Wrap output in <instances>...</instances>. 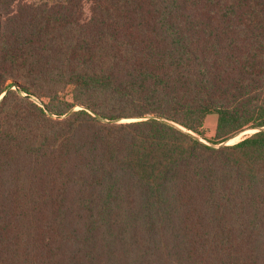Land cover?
Returning a JSON list of instances; mask_svg holds the SVG:
<instances>
[{"label": "trees", "instance_id": "16d2710c", "mask_svg": "<svg viewBox=\"0 0 264 264\" xmlns=\"http://www.w3.org/2000/svg\"><path fill=\"white\" fill-rule=\"evenodd\" d=\"M2 96L0 264H264V0H0Z\"/></svg>", "mask_w": 264, "mask_h": 264}, {"label": "rangeland", "instance_id": "374dc122", "mask_svg": "<svg viewBox=\"0 0 264 264\" xmlns=\"http://www.w3.org/2000/svg\"><path fill=\"white\" fill-rule=\"evenodd\" d=\"M72 88L70 87L69 89H68V91L65 93V95H64V98L67 100V101H69V102H72V99H73V97H72ZM38 104H40L38 101H36ZM79 107H75V109H78ZM130 121H134V120H122V121H120V122H130ZM249 130H246V131H244V132H242V133H240L239 135H237V136H239V137H234V139L232 140L231 139V144H236V143H238V142H240L241 140H243L246 136H248V135H252V133L253 132H248ZM200 137V136H199ZM201 139H203V140H205L206 142H209L208 140H207V138L205 139V138H203V137H200ZM218 146V145H217Z\"/></svg>", "mask_w": 264, "mask_h": 264}, {"label": "crops", "instance_id": "0c3cea01", "mask_svg": "<svg viewBox=\"0 0 264 264\" xmlns=\"http://www.w3.org/2000/svg\"><path fill=\"white\" fill-rule=\"evenodd\" d=\"M217 127V116L214 114L208 115L205 121L204 132L208 139H212L215 136Z\"/></svg>", "mask_w": 264, "mask_h": 264}, {"label": "water", "instance_id": "95a60500", "mask_svg": "<svg viewBox=\"0 0 264 264\" xmlns=\"http://www.w3.org/2000/svg\"><path fill=\"white\" fill-rule=\"evenodd\" d=\"M2 98H3V96L0 99H2ZM79 109H82V108L81 107H79L78 109H75L74 108L70 113H73L74 111H77ZM150 118H155V119L163 120V119L158 118V117H155V116H147V117L139 118L137 120H147V119H150ZM263 130H264V127H262V128H256V129H250L249 131H254L252 133V134H254V133H257V132H260V131H263ZM188 132H190V131H188ZM194 136H195V138H197L201 142H204V143L208 144V142H206L205 140L201 139L199 136H196V135H194ZM230 145H233V144H231V140H227V141L222 142L220 145L215 146V147H218L219 148V147H225V146H230Z\"/></svg>", "mask_w": 264, "mask_h": 264}, {"label": "bare ground", "instance_id": "6f19581e", "mask_svg": "<svg viewBox=\"0 0 264 264\" xmlns=\"http://www.w3.org/2000/svg\"><path fill=\"white\" fill-rule=\"evenodd\" d=\"M248 132H254V131H248ZM236 137H239V136H236ZM236 137H235V138H236Z\"/></svg>", "mask_w": 264, "mask_h": 264}]
</instances>
